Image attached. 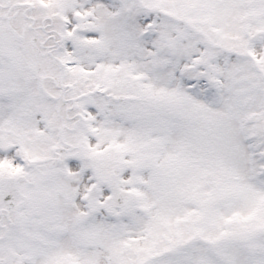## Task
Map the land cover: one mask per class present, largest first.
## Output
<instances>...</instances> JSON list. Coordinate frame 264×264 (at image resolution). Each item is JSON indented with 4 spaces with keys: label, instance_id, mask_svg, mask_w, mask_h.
Returning a JSON list of instances; mask_svg holds the SVG:
<instances>
[{
    "label": "snow or ice",
    "instance_id": "1",
    "mask_svg": "<svg viewBox=\"0 0 264 264\" xmlns=\"http://www.w3.org/2000/svg\"><path fill=\"white\" fill-rule=\"evenodd\" d=\"M0 264H264V0H0Z\"/></svg>",
    "mask_w": 264,
    "mask_h": 264
}]
</instances>
